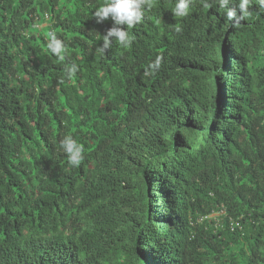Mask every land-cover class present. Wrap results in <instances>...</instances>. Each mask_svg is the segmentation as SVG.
<instances>
[{
    "label": "trees",
    "instance_id": "obj_1",
    "mask_svg": "<svg viewBox=\"0 0 264 264\" xmlns=\"http://www.w3.org/2000/svg\"><path fill=\"white\" fill-rule=\"evenodd\" d=\"M103 3L0 0V264H264L260 0H149L101 54Z\"/></svg>",
    "mask_w": 264,
    "mask_h": 264
},
{
    "label": "clouds",
    "instance_id": "obj_2",
    "mask_svg": "<svg viewBox=\"0 0 264 264\" xmlns=\"http://www.w3.org/2000/svg\"><path fill=\"white\" fill-rule=\"evenodd\" d=\"M192 0H176L173 13L176 16H186L189 12V5ZM233 0H217L219 7L225 9L226 17L232 24H238L243 17L248 15L249 0H238L237 7H229ZM261 6L264 7V0H260ZM145 5L151 6L149 0H104V3L96 8L94 16L97 23H101L109 17L114 22V26L109 28L106 33L102 36V45L98 47L97 51L101 54L109 49L113 41L117 42L121 47L128 48L131 46L133 37L129 35L127 30H123L115 25H126L128 29L134 27L142 20L143 8ZM205 6H210L205 0ZM44 21H47V14L42 15ZM47 22H44L39 28L44 27ZM47 48L52 54L63 59L62 53L65 51L64 42L59 39L55 32L48 33ZM160 57L150 65L151 69H155L160 64ZM77 66L72 64L71 66L65 67V74L71 77L77 72ZM60 148L66 154L68 163L73 166H79L82 164L83 159V147L71 136L65 135L60 141ZM91 163L86 164V168L90 167ZM209 218H215L216 213L208 216ZM207 217H201L200 221ZM234 225L239 224L233 222Z\"/></svg>",
    "mask_w": 264,
    "mask_h": 264
}]
</instances>
